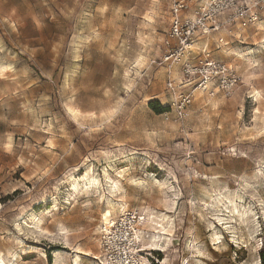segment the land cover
<instances>
[{"label":"rangeland","instance_id":"obj_1","mask_svg":"<svg viewBox=\"0 0 264 264\" xmlns=\"http://www.w3.org/2000/svg\"><path fill=\"white\" fill-rule=\"evenodd\" d=\"M168 28L166 0H0L5 264H102V225L126 210L148 264H264V13L228 46L196 39L239 80L192 91L181 121L151 64Z\"/></svg>","mask_w":264,"mask_h":264},{"label":"built area","instance_id":"obj_2","mask_svg":"<svg viewBox=\"0 0 264 264\" xmlns=\"http://www.w3.org/2000/svg\"><path fill=\"white\" fill-rule=\"evenodd\" d=\"M169 28L162 39L160 55L151 64L164 66L168 72L165 90L169 95L170 113L181 121L191 103L192 91L211 84L230 93L239 80L227 64L211 57L208 44L196 47L199 36L233 28L257 25L264 13V0H166ZM216 49L228 46L217 38ZM179 67V72L175 68ZM145 218L137 210H126L103 223L101 228L102 264H143L151 258L145 252L143 232Z\"/></svg>","mask_w":264,"mask_h":264},{"label":"bare ground","instance_id":"obj_3","mask_svg":"<svg viewBox=\"0 0 264 264\" xmlns=\"http://www.w3.org/2000/svg\"><path fill=\"white\" fill-rule=\"evenodd\" d=\"M262 42H264V41H262ZM253 52V51H252ZM10 68V65H1L0 64V74L1 75H4V73L6 72V70L7 69H9ZM256 95V98H257V101L258 100H261V98H260V96H259V94H255ZM106 174V173H105ZM120 176H121V173H120ZM107 177V176H106ZM82 180H84V182H86L85 184L87 185V189H90V190H92V188H96V187H98L100 184H99V181L97 180V179H94V178H91L90 176H89V172L88 173H86L84 176H82ZM81 183V182H80ZM110 183H111V185H112V187H113V189H114V191L116 190H119V182H112V181H110ZM85 186V185H84ZM79 189V188H78ZM73 190V189H72ZM96 190V189H95ZM99 190H100V188H99ZM113 191V192H114ZM103 198H104V195L102 196ZM113 197H116V195H114ZM109 200V207H110V209H112L113 210V206L115 207V201L112 199V196H111V198L110 199H108ZM106 205H107V203H106ZM235 208V207H234ZM236 212H237V210H236ZM110 214H111V211L110 210H107V213L105 214V217H108V216H110ZM166 218L167 217H163V218H158V222L157 221H155V222H157L156 224L158 225V227H161L162 228V223H163V221H165L166 220ZM240 218L242 219L243 218V216H241L240 215ZM156 220V219H155ZM249 219H242V224H246V226H248L249 225ZM41 224L42 223H39V224H37L36 225V228L40 231V232H42L43 233V229H42V227H41ZM62 231H65L64 229H61ZM45 232H47V231H45ZM48 233V232H47ZM64 233H61V235H63ZM79 261H80V257H79V255H76V261H74L75 262V264H80L79 263ZM0 264H5L4 263V261L2 260V258H0ZM143 264H148L146 261H143Z\"/></svg>","mask_w":264,"mask_h":264},{"label":"trees","instance_id":"obj_4","mask_svg":"<svg viewBox=\"0 0 264 264\" xmlns=\"http://www.w3.org/2000/svg\"><path fill=\"white\" fill-rule=\"evenodd\" d=\"M148 105L156 114H161V113L166 111L165 107H160L157 104H154V103L150 102V103H148ZM154 105H156V107H154Z\"/></svg>","mask_w":264,"mask_h":264},{"label":"crops","instance_id":"obj_5","mask_svg":"<svg viewBox=\"0 0 264 264\" xmlns=\"http://www.w3.org/2000/svg\"><path fill=\"white\" fill-rule=\"evenodd\" d=\"M225 34H226V37H224L223 32L218 33V34H215V35H217V37H220V36H221V37H224V38L227 40V36L230 35V34H229V33H226V32H225ZM232 34H233V32H232ZM232 34H231V35H232ZM227 41H228V40H227ZM211 49L213 50V49H216V48H215V47H212ZM106 213H107V212H105V213L103 214V217H104L105 220L108 219V218L111 216V215H110V216H108V217H105V214H106Z\"/></svg>","mask_w":264,"mask_h":264}]
</instances>
